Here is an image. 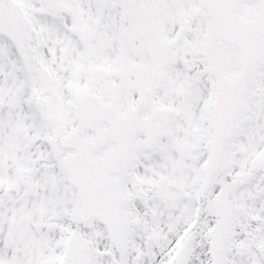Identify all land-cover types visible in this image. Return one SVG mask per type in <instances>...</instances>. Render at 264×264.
Returning <instances> with one entry per match:
<instances>
[{"label":"rangeland","instance_id":"rangeland-1","mask_svg":"<svg viewBox=\"0 0 264 264\" xmlns=\"http://www.w3.org/2000/svg\"><path fill=\"white\" fill-rule=\"evenodd\" d=\"M101 3L0 0V243L13 240L17 250L34 252V264H61L75 233L95 241L92 264H174L177 234L190 227L196 234L190 264H210L209 240L219 221L212 200L232 179L238 185L228 264H264V60L229 143L225 176L200 193L210 105L222 77L239 68L238 48L224 43L199 0H112L113 12L100 22ZM256 9L246 0L241 14ZM162 69L168 76L144 114L171 107L177 119L150 155L143 138L135 144L137 175L130 185H150L151 204L143 209L131 200L128 250L121 255L103 224L85 227L81 197L67 182L62 142L78 125L81 94L93 92L123 115ZM35 94L46 100L48 117ZM11 220H18L16 227H9Z\"/></svg>","mask_w":264,"mask_h":264},{"label":"water","instance_id":"water-1","mask_svg":"<svg viewBox=\"0 0 264 264\" xmlns=\"http://www.w3.org/2000/svg\"><path fill=\"white\" fill-rule=\"evenodd\" d=\"M256 1L259 3L258 12L254 17L243 20L239 11L244 0H202L204 6L211 10L219 21L225 40L236 43L241 50V69L238 75L233 78L224 77L214 101L215 117L206 171V189L219 177L226 146L237 131L244 99L253 91L256 69L264 56V0ZM165 77V71L157 75L158 81L164 80ZM152 94L153 89L147 87L138 107L124 118H118L110 106L103 105L94 95H82L78 100L77 111L80 126L64 141V145L72 146L76 150L73 158H65V165L68 176L84 201L85 225L91 227L95 218L104 223L111 239L122 254L126 250L129 224L126 213L128 201L126 170L135 137L141 128L145 127L142 112L145 104L151 100ZM38 105L42 112H46L45 102L40 98ZM165 112L164 109L157 108L154 115ZM168 118L170 120L171 116L168 115ZM106 121L109 128L104 130L103 124ZM87 127H91L96 132L98 146L82 140L83 132ZM166 131L158 135L149 134L146 142H155ZM111 141L116 143L115 149L107 158H100L98 155L100 147ZM236 186V182L227 184L214 202V211L219 215L220 222L219 229L209 244L212 264H226L230 252L231 203ZM192 242L191 235L180 247L177 264H187V250ZM94 257V242L92 240L83 242L73 234L67 245L65 264H90Z\"/></svg>","mask_w":264,"mask_h":264},{"label":"flooded vegetation","instance_id":"flooded-vegetation-1","mask_svg":"<svg viewBox=\"0 0 264 264\" xmlns=\"http://www.w3.org/2000/svg\"><path fill=\"white\" fill-rule=\"evenodd\" d=\"M155 121L158 122L159 118H156ZM17 221L18 220H16V222ZM14 227L16 226L14 225L12 228ZM4 237L5 236L0 235V239ZM178 237H179V242L177 243V246L181 243L180 233L178 234ZM34 254H35L34 252L28 250L27 251L17 250V246L15 247V241L13 240L8 241V244L4 242V240H2L0 243V264H19V262H22L23 264H34V259L36 258V255Z\"/></svg>","mask_w":264,"mask_h":264}]
</instances>
